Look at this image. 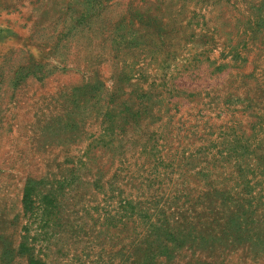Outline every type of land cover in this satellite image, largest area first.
<instances>
[{
  "label": "rangeland",
  "instance_id": "1",
  "mask_svg": "<svg viewBox=\"0 0 264 264\" xmlns=\"http://www.w3.org/2000/svg\"><path fill=\"white\" fill-rule=\"evenodd\" d=\"M224 1L0 0V264H26L30 252L48 264H104L105 255L115 256L107 263L115 264L135 246L139 253L143 246L159 254L153 230L164 224L155 219L161 209L173 207L163 205L171 191L207 185L220 193L241 191L244 178L237 179L235 169L210 167L206 152L213 150L206 146L217 133L210 122L208 134L198 125L191 141L208 148L197 151L196 169L178 157L169 167L170 159L156 160L150 149L154 141H165L159 140L165 113L178 108L194 114L192 107L223 96L236 76L250 71L230 47L211 51L214 42L225 40L224 29L199 26H214ZM259 1L226 3L228 12L237 9L231 14L238 21L226 29L230 38H245L241 19ZM259 12L264 15V6ZM260 31L264 38V27ZM180 87L194 89L196 96ZM168 98L177 106L167 105ZM210 108L204 113L213 117ZM158 115L161 121L153 122ZM262 124L256 137L264 147ZM262 155L264 149L249 155V170H256L251 160ZM262 158L258 167L264 169ZM201 166L211 168L209 178L195 177ZM245 179L252 186L242 204L245 214L229 222L223 213L236 209L219 206V195L209 207L203 200L188 214L200 215L195 225L201 224L204 239L191 241L190 235L175 246L166 243L171 253L158 255L156 264H264V176L246 173ZM28 183L37 194L24 211ZM44 196L54 197L56 210L43 212ZM124 196L131 200V219L122 227L105 214L119 218L118 200ZM207 207L216 221L210 222ZM45 214L50 221L43 223ZM223 222L227 233L220 230Z\"/></svg>",
  "mask_w": 264,
  "mask_h": 264
},
{
  "label": "trees",
  "instance_id": "2",
  "mask_svg": "<svg viewBox=\"0 0 264 264\" xmlns=\"http://www.w3.org/2000/svg\"><path fill=\"white\" fill-rule=\"evenodd\" d=\"M218 1L219 0H214V3H217ZM228 1L229 0H225L222 3L221 8L217 11L219 20L215 22L214 26H212L211 22L209 24H199V26H209L211 29H217L215 27L217 26L219 28L218 30L224 29L223 34L225 36V40L217 42L211 41V43L214 42L211 51L220 50L223 52L224 47H230L229 50L235 54L236 59L240 54H242L240 55L242 58L239 62L240 64L247 63L248 66H250V71L245 75L239 76V78L235 75L237 80L231 82L230 86H228V91L224 93L223 96H214L211 98V100L200 102L201 107H192L194 114L185 111L182 114V110L178 108H175L173 113H165L166 120H164L160 125L162 126V129L160 130L162 136L161 139H159H163L165 141L162 144H159L157 140L154 141L153 146H151L150 149L155 151L152 153V156H154L156 160L159 159L160 156L170 159V163L168 164L169 167H171V163L174 161V158L178 157V162H186L184 165L188 167L189 165L193 164L192 162H194L193 166H191V169H196V165L199 164L198 161L195 160L197 158V151L203 150L205 153L208 151V148L206 147H211V150L213 151L206 152V156H210L208 160H210L212 163L210 167L216 169V167L230 166V168L235 169V172L238 174L236 178H244V180H241L238 183V185L241 187V191L239 192L238 190L234 193L229 192L228 194L227 192L220 193L216 189L215 191L214 188L210 187L211 185H207V189L204 188L197 191L191 187H189L187 190L184 189L171 191V193H169L164 199L163 205L172 204L173 207L170 208L167 206L161 209L159 216L163 217L162 220H160V217L155 219V222L161 221L160 225L164 224L163 226L159 227L154 226L153 230V235H158L159 237L162 236V239L158 237L160 242L158 246L159 254L154 253L150 251L149 248L146 249L143 246H141V251L139 253L137 246H135L136 244H134L135 247L132 248L128 254H121L119 262L115 264H156L157 259L155 258L158 255L163 253L165 250L169 254L171 253V249L170 247L168 248L166 243H173L172 245L175 246L176 243L182 242L179 237L183 236V238H187L190 237V235H192L191 241L197 240L199 238L204 239V236L201 232V224L199 227L195 225V223L200 219V215L194 214V216H192L188 214L197 212V208L200 206L203 200H207L209 207L213 202L216 201L217 196L219 195V206L229 205L233 209H236L235 213H233L232 210L224 212L223 220L232 222L234 217L238 219L240 214L246 213L242 204L248 200L246 195L249 193V190L252 189V186L249 184V179H245V174L250 173L253 177L264 176V169L258 167L260 165V159L264 157V155L254 157L251 160V162L257 166L256 170L253 171L249 170V168L253 167V165L250 163V160H247L249 155H251L254 151L262 152L264 149L263 142L256 137L257 133L259 132L257 130L259 129L260 123L264 122V115L261 112L264 111V38L259 36L262 35L261 33H263L260 31L261 27H264V15H261L259 12V9L264 6L262 4L264 3V0L259 1L260 4H257L258 7H255V4L252 3V5L257 8V10H255V12L251 15L244 16V18L241 19V22L243 21V27L246 26L245 30H248L245 38L242 41H235L233 38H230L229 35L231 33L226 30L233 29L235 23L238 21V19L235 17V14H231V12L237 11V9H232L228 12V8L226 6ZM232 40H234L233 43ZM205 51H207V48L206 50L202 49L196 55L200 56L204 54ZM250 53H252V57H249ZM220 65L221 64L215 67L217 71ZM257 69H259L258 74L255 73ZM179 89L183 90V92L190 93L189 96H191V94L196 96V93L192 88L187 89L180 87ZM232 89L234 91L233 93H237L234 100L236 101L234 106L230 105L233 101L232 99H234L230 94ZM203 91L204 90H201L200 93ZM165 102H167V105L170 104L173 107L177 106V103L170 102L169 98ZM220 104L223 106V108ZM195 105H197V103ZM205 106H211L210 112L211 110L213 111V117H210L208 114L206 115L204 113ZM170 107H167V109L165 108V111H170ZM161 117L162 116L158 115V117L153 120V122L158 120L161 121ZM208 122H210L209 124L212 125V128L215 127L217 132L216 137L212 140H208V143H211L209 146L204 147L205 145H200L195 147L192 145L193 143L191 141L196 136L197 126L200 125V131H202V134L207 135V130L211 129V127L207 125ZM262 126L264 128V124H262ZM155 134L156 133H152V136ZM202 134L199 135L198 140L203 137ZM177 160L175 162H177ZM211 168L207 169L206 167L201 166L199 169L197 168L194 173L191 171V169H189L187 173L192 172L195 177L202 176L209 178V170ZM184 172L185 169L183 172L179 173V175H183ZM201 172L202 174H200ZM185 180L186 179H182V181ZM256 181L255 184H259V179ZM36 192L37 191H35V188L29 183L24 186L21 198L22 208L24 211H28L31 208V197L32 195H36ZM154 192L156 193V190ZM43 198L46 199L44 202L45 205L43 212L46 213V208L48 207L56 210V207L52 206L54 197L44 196ZM130 203L131 200L124 196V198L118 200V207L121 208V212L118 213L119 218L117 217L114 219L112 215L108 214H105V217H109V222L115 221L117 224H120L122 227H124L126 223L130 222L131 219L129 210H127L130 206ZM177 204L187 207L180 210L178 209L179 207H177ZM39 207L41 212L42 204H39ZM208 207L207 212L209 213L210 222H214L216 221L215 216L217 214ZM228 207L225 208L228 209ZM190 208H194V210L188 212L187 210ZM54 213L57 215V212ZM217 213L222 212L218 209ZM190 216L192 217V221L188 219ZM47 217L48 216L45 214L43 223L50 221ZM55 220H58V218ZM123 220H125V222H122ZM178 220L181 222H175ZM169 221L174 222L173 224L176 226L173 225L170 227L168 225V223H170ZM210 227L211 224L209 223L206 227H204V229L209 230ZM227 227V223L223 222V226H220V230L224 233H227ZM21 247H23V245H21ZM105 257L107 258V261L104 264H107L108 261L112 260L113 258L115 260V256L109 257L108 255H105ZM25 258L26 264H48L31 252L26 254Z\"/></svg>",
  "mask_w": 264,
  "mask_h": 264
}]
</instances>
